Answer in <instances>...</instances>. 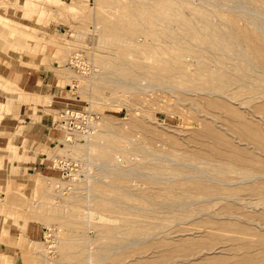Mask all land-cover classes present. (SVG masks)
I'll return each mask as SVG.
<instances>
[{
  "label": "rangeland",
  "instance_id": "1",
  "mask_svg": "<svg viewBox=\"0 0 264 264\" xmlns=\"http://www.w3.org/2000/svg\"><path fill=\"white\" fill-rule=\"evenodd\" d=\"M16 55L82 125L0 187V264H264V0H0Z\"/></svg>",
  "mask_w": 264,
  "mask_h": 264
},
{
  "label": "crops",
  "instance_id": "2",
  "mask_svg": "<svg viewBox=\"0 0 264 264\" xmlns=\"http://www.w3.org/2000/svg\"><path fill=\"white\" fill-rule=\"evenodd\" d=\"M20 58L12 57L4 72L2 83L11 85L0 86V187L49 171L55 156L48 152L68 140V130L56 119L57 112L71 103L57 62L50 56L27 62ZM2 227L0 218V234Z\"/></svg>",
  "mask_w": 264,
  "mask_h": 264
},
{
  "label": "built area",
  "instance_id": "3",
  "mask_svg": "<svg viewBox=\"0 0 264 264\" xmlns=\"http://www.w3.org/2000/svg\"><path fill=\"white\" fill-rule=\"evenodd\" d=\"M79 112V110H76V109H73V108H69L67 106L61 108L58 112V120H57V124L60 126V127H63V128H70L71 127H78L82 124H79V123H72L71 122L73 121V117H79V115L77 114ZM85 115H83L81 118H83ZM60 121V123H59ZM68 130V129H67ZM55 164V161L53 160L52 161V166Z\"/></svg>",
  "mask_w": 264,
  "mask_h": 264
},
{
  "label": "bare ground",
  "instance_id": "4",
  "mask_svg": "<svg viewBox=\"0 0 264 264\" xmlns=\"http://www.w3.org/2000/svg\"><path fill=\"white\" fill-rule=\"evenodd\" d=\"M251 33V32H250ZM261 41V40H260Z\"/></svg>",
  "mask_w": 264,
  "mask_h": 264
}]
</instances>
